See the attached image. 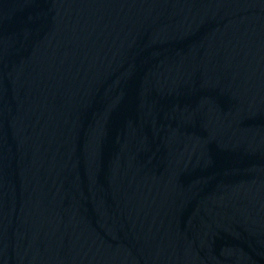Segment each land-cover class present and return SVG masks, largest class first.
I'll list each match as a JSON object with an SVG mask.
<instances>
[{"label":"water","instance_id":"obj_1","mask_svg":"<svg viewBox=\"0 0 264 264\" xmlns=\"http://www.w3.org/2000/svg\"><path fill=\"white\" fill-rule=\"evenodd\" d=\"M0 264H264V0H0Z\"/></svg>","mask_w":264,"mask_h":264}]
</instances>
